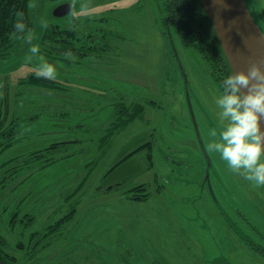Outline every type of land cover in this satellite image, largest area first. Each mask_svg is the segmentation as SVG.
Returning <instances> with one entry per match:
<instances>
[{"label": "rangeland", "instance_id": "rangeland-1", "mask_svg": "<svg viewBox=\"0 0 264 264\" xmlns=\"http://www.w3.org/2000/svg\"><path fill=\"white\" fill-rule=\"evenodd\" d=\"M244 2L264 34V0ZM30 4L32 43L0 59V181L21 177L17 190L0 188V234L18 264H264V185L209 149L229 124L217 103L226 93L176 34L174 58L163 0ZM63 5L70 13L53 16ZM41 21L73 31L72 59L58 48L51 59ZM43 63L55 69L53 91L23 84ZM138 103L140 119L109 136L117 108Z\"/></svg>", "mask_w": 264, "mask_h": 264}, {"label": "trees", "instance_id": "trees-1", "mask_svg": "<svg viewBox=\"0 0 264 264\" xmlns=\"http://www.w3.org/2000/svg\"><path fill=\"white\" fill-rule=\"evenodd\" d=\"M30 0H0V59L5 58L11 52L13 46L20 40L15 38L12 34L14 33V25L16 23V12H23V23L26 25V32L28 33L31 29L30 17H29V7ZM164 8L166 11V19L163 24V35L165 40L170 43L168 31L170 32L172 38L174 34L177 35L181 44L184 47L194 45L200 52L202 58L209 64L211 68V73L219 76L221 86L223 87V80L232 74L229 67L227 59L224 52L219 44L216 37L212 24L204 11L199 0H163ZM59 32V34H58ZM59 35V36H58ZM73 31H67L60 33L56 26L50 25L45 28L42 40L44 42H49L53 47L50 48L51 59L54 58L53 48H58V56L65 59V53L74 51L73 43ZM22 39V38H21ZM174 58L175 54L173 53ZM27 81L23 84H29V88L37 90H51L56 89L54 82L49 79H44L38 75H29L26 77ZM225 92V90H224ZM34 93V92H33ZM32 93V94H33ZM37 94V93H36ZM38 96V94H37ZM39 97V96H38ZM44 98V97H43ZM119 115L114 117L115 120L111 123L110 135L113 136L120 128H125L127 125L134 122L136 119H140L143 112V107L141 104H135L130 109L126 107H118ZM129 109V111H128ZM7 125H5V119L0 116V146L5 141L4 137L7 135ZM6 142V141H5ZM61 145L62 142H56L54 145ZM60 147V146H59ZM56 150L58 147H53ZM139 147L138 149L140 150ZM138 149L132 150L126 154H123L118 158L115 164L111 165L108 173L104 176L106 177L111 172L115 171L119 166L128 161L132 156L136 155L139 151ZM39 152L32 154L30 158L31 163H37L41 157ZM34 161V162H32ZM8 164V163H7ZM12 166V165H10ZM14 168V167H13ZM20 169L16 170V173L12 172L8 175V179H1V189L5 188L4 184L7 180L14 184V190H17L21 184V177H19ZM110 189H107L109 191ZM138 196V195H137ZM144 200L146 197H132V199ZM72 212L67 215L60 223L67 222ZM30 220V219H29ZM15 222L14 220L11 223ZM37 238L38 235L34 234ZM39 242H36V246ZM17 250H25L23 244L16 246ZM10 247L6 243L5 239L0 234V264H18L19 261L16 256L9 252Z\"/></svg>", "mask_w": 264, "mask_h": 264}, {"label": "clouds", "instance_id": "clouds-1", "mask_svg": "<svg viewBox=\"0 0 264 264\" xmlns=\"http://www.w3.org/2000/svg\"><path fill=\"white\" fill-rule=\"evenodd\" d=\"M28 7L35 5L29 4ZM86 8L87 5L82 6V10ZM15 15V31L12 35L31 44L33 37L30 30L24 35V13L16 12ZM41 25L48 27L43 21ZM30 51L35 56L39 49L33 46ZM65 57L73 58L71 52L65 53ZM37 75L55 79V69L43 63L37 68ZM223 86L226 94L217 103L223 109L221 115L229 119V124L220 133L221 142L208 147L210 150L214 148L232 170L257 185H264V162H261L264 157V130L261 124L264 119V60L252 63L247 74L239 72L229 75L223 80ZM242 89H245L246 93H242ZM213 134L215 135V132Z\"/></svg>", "mask_w": 264, "mask_h": 264}, {"label": "water", "instance_id": "water-1", "mask_svg": "<svg viewBox=\"0 0 264 264\" xmlns=\"http://www.w3.org/2000/svg\"><path fill=\"white\" fill-rule=\"evenodd\" d=\"M199 1L212 24L232 74L239 72L247 74L252 63L264 60V34L254 22L244 0ZM68 13L70 7L63 5L54 10L53 16L62 17ZM168 35L176 56L169 31ZM241 91L246 93L245 89ZM261 124L264 130V119ZM262 158L264 162V157Z\"/></svg>", "mask_w": 264, "mask_h": 264}, {"label": "flooded vegetation", "instance_id": "flooded-vegetation-1", "mask_svg": "<svg viewBox=\"0 0 264 264\" xmlns=\"http://www.w3.org/2000/svg\"><path fill=\"white\" fill-rule=\"evenodd\" d=\"M253 20H254V19H253ZM205 184H206V183H205ZM205 184H204V185H205ZM201 188H204V186H201ZM245 234H246V233H245ZM241 240H242V241H245V242L248 243L249 245L251 244V242H250L251 240L249 239V237H248L247 235H244V237H242ZM249 248L252 249V251H253V249H255L256 251L258 250L257 252L260 253V251H259L260 249H259L258 247H254L253 244H251Z\"/></svg>", "mask_w": 264, "mask_h": 264}]
</instances>
